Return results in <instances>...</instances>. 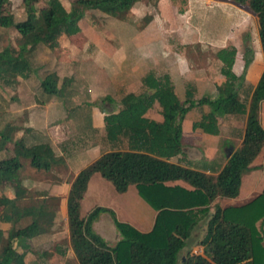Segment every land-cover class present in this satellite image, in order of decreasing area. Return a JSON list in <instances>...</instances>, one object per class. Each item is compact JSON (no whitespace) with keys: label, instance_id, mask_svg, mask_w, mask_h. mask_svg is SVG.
Returning <instances> with one entry per match:
<instances>
[{"label":"trees","instance_id":"obj_1","mask_svg":"<svg viewBox=\"0 0 264 264\" xmlns=\"http://www.w3.org/2000/svg\"><path fill=\"white\" fill-rule=\"evenodd\" d=\"M7 1L0 0V27L15 28L20 42L17 49L6 46L0 53V81L4 83L9 81L8 74L27 77L26 53L34 46L43 44L53 49L61 34L71 36L79 32L78 21L85 10L97 9L123 20L130 7L129 0H80L78 7L66 10L59 0H47V7L29 12L24 20L14 22L10 14H1V7ZM230 1L245 5L256 16L264 60V0ZM235 52L233 46L215 52L224 81L215 86L212 95L195 99L194 88L188 87L185 98L180 101L167 74L156 75L149 71L141 78L143 92L124 94L119 99V109L104 115L105 137L113 140L123 136L129 148L102 153L80 169L70 183L66 197L68 237L78 264H264V188L242 205L224 208L214 205L204 222L200 240L202 254L189 251L180 254L197 222L191 207L205 206L217 196H236L242 172L264 145V129L258 119L259 103L264 100V66L256 84L253 87L245 85L243 72L248 60L242 72L235 75L231 71ZM56 80L55 74L46 75L40 82L42 90L61 96L68 79L63 78L60 87L56 86ZM238 94L242 95L240 99ZM103 99L109 100V97ZM154 102L159 106L160 122L145 116ZM203 106L207 110L201 112L191 127L209 134L218 133L219 116L245 115L240 146L230 154L216 176L166 160L181 151V120L185 113ZM15 130L12 125L0 129V139L13 144V155L0 158V183L9 184L14 195L12 199L0 195V221L16 223L24 217H30V221L8 230L6 242L0 249V264H24L25 240L46 231L54 214L45 204L20 206L17 203L27 194L19 174L20 159H27L35 169L48 170L57 165L59 158L47 143L28 146L21 138L13 139ZM95 172L109 181L116 192L125 191L129 184L135 185L138 194L157 210L150 231L139 232L117 221L110 209L100 206L80 217V199L89 177ZM177 179L187 182L193 189L163 184ZM173 198H177L178 203H170ZM207 210L206 207L198 209ZM101 212L111 216L120 235L113 246H108L91 228ZM15 241L22 247L21 251L16 250Z\"/></svg>","mask_w":264,"mask_h":264},{"label":"rangeland","instance_id":"obj_2","mask_svg":"<svg viewBox=\"0 0 264 264\" xmlns=\"http://www.w3.org/2000/svg\"><path fill=\"white\" fill-rule=\"evenodd\" d=\"M59 1L66 10L80 5V0ZM195 2H200L197 9H194ZM129 4L123 20L97 9L85 10L78 21L79 32L71 36L61 34L53 49L37 44L26 53L29 61L27 77L8 74L7 83L0 81V129L7 125L17 127L13 139L21 137L26 143L44 140L51 126L63 121L65 115H72V102L94 101L96 97L91 93L99 91H107L117 99L123 95L126 90L120 91L119 85L112 88L106 74V70L119 68L120 64L136 68L138 62L141 69L152 66L160 73L171 72L173 76H178L180 70L185 69L188 74H193L189 79L195 86V81L204 79L201 75L207 74L212 83L198 88L196 86L194 98L209 92L217 82L214 77L218 70L215 50L223 45L224 35L225 38L236 36L230 15L239 10L233 5L245 10L247 7L230 0H194L192 5L188 4V0H129ZM45 7L47 0H8L2 5L1 14H10L17 22L24 20L27 13ZM244 22L247 29L242 32L254 39L256 34L252 18L246 16ZM19 42L20 35L15 28L0 27V53L6 46L17 49ZM233 68L239 69L236 61ZM52 73L58 76L57 87H60L63 78H70L61 96L47 94L40 86L41 80ZM103 100L102 105L108 102ZM199 109H192L191 116H197ZM79 119L82 130L86 131L85 135H91L86 118L81 115ZM28 123L36 132L24 131ZM68 143L67 146L72 143V139ZM0 145V158L13 154L11 142L0 139ZM20 160L22 184L30 180L32 175L37 180L44 179L40 174L31 172L32 167L27 159ZM10 188L9 184H0V195H7ZM38 188L27 189V194L18 204L26 206L37 203L41 196L35 190ZM52 205L57 209L56 201ZM85 207L83 204L81 213ZM28 222L29 218H23L15 224L0 221V249L6 242L10 228L22 227ZM56 246L63 247L64 239H59L54 245L48 244L44 253L33 247V251L25 254L24 264H57ZM66 263L72 264L69 261Z\"/></svg>","mask_w":264,"mask_h":264},{"label":"crops","instance_id":"obj_3","mask_svg":"<svg viewBox=\"0 0 264 264\" xmlns=\"http://www.w3.org/2000/svg\"><path fill=\"white\" fill-rule=\"evenodd\" d=\"M193 2L194 0H188L189 5H192ZM194 4V9H197V2H195ZM233 7L236 10L240 11V13L239 11H235L233 15H230V18H232V28L236 29V36L232 35L225 38L224 35V39L222 40L224 41L223 45L218 49L227 47V45L224 44L231 45L235 48L236 52L234 56V62L236 61L239 66V69L236 70L235 68H233V62L231 71L235 75H239L242 72L244 62L245 60H248V63L243 72V83L245 85L253 87L256 84L264 66L262 50L260 47L257 32V18L251 11L248 10V8L245 10L244 8H239L234 5ZM246 16L247 18H252L253 20V28L256 34V37L254 39L247 37L244 34L245 32H242L247 29L244 22ZM218 49H216L215 51H217ZM215 59L218 70L217 75H215L214 77L216 78L217 82L214 87L204 95H212L215 92V86L220 85L224 81V76L220 73L219 70L220 62L217 60L216 56ZM121 65L122 64L118 65L119 68L116 67L106 70V74L110 79L109 82L111 84V87L113 88L114 85H119L118 87L119 89H121L120 91L124 92V90H126L124 94H127L129 92L134 94L143 92L145 88L141 83V78L147 72L151 71L156 75L162 74L158 70H155L152 66H149L147 69H141L138 62L136 63V68H127L125 67V65H123L125 67L124 68ZM163 73L168 75L169 80L173 86L174 93L180 101L185 98V91L188 87H193L195 93V91L197 90L196 86L198 88L199 86H203L204 84L206 85L212 83L209 79V76L205 74L201 75L204 77V79L195 81V86V83L193 84V81L189 79L193 76V74H188V70L185 69H181V74H179L178 76H173L171 72ZM55 75L57 76V74ZM210 77H212V75H210ZM69 81L70 78H68L67 82ZM178 90L180 94L178 93ZM91 94H93L96 99L100 100H89L84 103L72 102V106L70 108L72 109V115H65V119H63V121H60L51 126L44 140L26 143L25 139L18 137L21 138L28 146L36 143L49 144L54 156L59 158V162L57 163V165L48 170L35 169L32 167L33 171L31 170V172L35 173L34 175L40 174L44 177V179L37 180V178H33L32 175L30 177V180H28L27 182L25 181V183L23 182L22 184L26 189L39 187V190H35L39 191L41 195L39 197L40 200L35 204L28 205L45 204L54 213L52 223L46 231L25 240L24 243L27 247L26 253L33 251V247L39 248V250L43 251L44 253V250L47 249L48 244L54 245L58 243L59 239H64L63 247H54L58 256L57 264H67L66 261H69L72 264H78V261L76 260L69 244L66 216V197L70 187V183L73 180L74 176L80 169L94 161L102 153L114 150H128L129 148L125 137L118 136L116 139L108 140L105 137L104 130V115L109 112H115L119 109V99L124 94L121 95L118 99L116 97L110 96L111 94H109V92L107 91L93 92ZM104 97H109V100L104 99L103 101L108 102L102 105L101 99H103ZM241 97L242 95L238 94V98L240 99ZM195 108L197 107H193L188 110L181 120L180 153L170 156L166 160L184 167H189L191 169L200 171L206 175L216 176L226 163V160L230 156V154L240 146L241 135L245 122V115L234 116L231 114H226L223 116H219L217 118L218 133L209 134L199 129H192V122L198 120L201 112L207 110L206 106L199 107L200 113L197 116H191V110ZM81 115H83V118L85 117L86 121H88V131L91 134H88L89 137L88 135H85L86 131L82 130V124L80 123L81 120L79 119ZM145 116L156 122H160L162 120L157 102H154L152 104V106L146 111ZM30 119L31 118H29L28 120ZM258 119L261 127L264 129V100L260 101L259 103ZM24 122L26 123L27 120ZM32 127L33 126L31 125V123L26 124L24 131H26V133L32 131L36 132V129ZM70 139H72V143L67 146L66 144ZM36 170L41 171L42 173L37 172ZM163 184L170 187L178 186L186 190L193 189L191 185L180 179L165 181L163 182ZM263 188L264 145L250 162L248 168L242 172L240 177V185L236 196H217L213 200L209 201L205 206L202 205L191 207L193 210V217L197 222L192 228L189 237L184 241L185 247L181 250L180 254H183L186 251L195 254H202V246L200 244V240L204 233V222L207 219L209 213L213 211L214 205H218L220 208L242 205L258 195ZM4 196L12 199L14 196L12 188H10L8 194H5ZM53 201L57 202V209L53 207ZM177 201V198H173L171 199L170 203L176 204L178 203ZM83 204H85L86 207L85 211L81 213L80 209ZM95 206L110 209L117 221L126 223L142 233H146L151 230L157 215V210L151 207L138 194L134 184H129L126 190L123 192H116L112 184L109 181L105 180L97 172L93 173L89 177L86 184V189L82 195V198L80 199V217H84ZM201 207H206L208 208V210L206 212L198 211V209ZM1 210L2 207L0 206V212ZM24 218H29L30 221V217ZM91 228L93 232L101 237L108 246H113L115 242L120 238V235L114 226L113 219L107 212L99 213L96 219L92 222ZM14 229L17 228L15 227ZM16 244L17 242L15 241L13 245L15 246L16 250L21 251L22 247Z\"/></svg>","mask_w":264,"mask_h":264}]
</instances>
